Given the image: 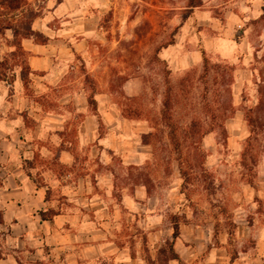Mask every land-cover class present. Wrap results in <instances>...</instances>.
Listing matches in <instances>:
<instances>
[{"label":"rangeland","instance_id":"374dc122","mask_svg":"<svg viewBox=\"0 0 264 264\" xmlns=\"http://www.w3.org/2000/svg\"><path fill=\"white\" fill-rule=\"evenodd\" d=\"M62 1L27 0L40 7L35 29L44 36L58 33L55 8ZM200 1L182 25L189 0L91 1L87 14L98 18V30L89 54L67 63L77 67L68 75L69 88L85 87L97 135L116 130V149L98 154L92 142L77 151L73 170L58 164L51 148L26 168L48 186L57 178L68 181L67 188L49 187L48 197L59 208L82 210L86 200L79 199L88 197L90 208L108 207L112 227L102 237L112 248L89 264H113L110 250L117 249L136 264H160L158 250L171 240L173 217L180 227L174 249L184 264H264V133L243 162L249 137L245 112L264 101L258 92L264 0ZM14 14L17 26L27 22V13ZM15 42L10 31L0 35V56H6L1 69L10 72L5 75L10 81L16 70L31 94L26 54ZM205 59L212 68L208 74ZM64 89L54 90L52 100L58 103ZM167 92L170 123L162 117ZM103 109L116 124L104 121ZM78 127L75 121L74 133ZM73 145L80 143L74 139ZM64 194L69 201H61L67 200ZM126 197L133 199L131 207Z\"/></svg>","mask_w":264,"mask_h":264},{"label":"crops","instance_id":"0c3cea01","mask_svg":"<svg viewBox=\"0 0 264 264\" xmlns=\"http://www.w3.org/2000/svg\"><path fill=\"white\" fill-rule=\"evenodd\" d=\"M91 1L58 3L55 13L61 20L60 29L53 36L44 32L48 38L45 44L22 40L32 79L31 94L26 92L16 70L15 76L11 74L12 81L6 76L0 80V264H89L92 262L88 260L112 248L111 244L103 243L102 237L112 227L113 216L108 207L90 208L93 200L88 197L79 199L86 200L82 210L59 208L60 202L48 197L49 187L67 188L68 181L57 178L48 186L26 169L35 155L47 156L52 153L51 148L55 149L58 164L73 170L77 151L83 152L92 142H96L98 154L116 149L119 136L116 130L102 137L97 135L99 125L90 111L85 87L77 91L69 88L73 84L69 83L68 75L76 74L77 67L67 63L75 55L89 54L98 30V18L87 14ZM35 24L34 21V31H40ZM4 60L6 56H0V62ZM83 78L84 75L80 77ZM61 87L67 88L60 91L66 95L57 103L51 95ZM100 110L104 121L116 122L107 109ZM75 121L79 122L76 133L72 130ZM74 139L80 143L77 148ZM132 200L126 197L124 204L131 207ZM92 210L96 216H91ZM96 217H100V223ZM110 251L113 264L137 262L125 259V249Z\"/></svg>","mask_w":264,"mask_h":264},{"label":"trees","instance_id":"16d2710c","mask_svg":"<svg viewBox=\"0 0 264 264\" xmlns=\"http://www.w3.org/2000/svg\"><path fill=\"white\" fill-rule=\"evenodd\" d=\"M201 1L200 0H189L187 10L184 12V16L181 18V25L190 17V15L193 13V9L200 7ZM20 12L22 14L27 13V22L23 23V26H17L16 22H13L14 19H16V16L14 13ZM262 14L258 19V23H264V5L262 7ZM40 13V7L35 8V5L32 7L30 4L27 3V0H0V17L2 19L0 20V35L3 34L6 31H10L12 33V36L14 38L16 47L21 49V42L18 40H24V39H30L35 41L39 44H45L48 41V38L41 34L38 31H34L32 29V25L34 21L39 17ZM11 15V16H9ZM15 21V20H14ZM22 25V24H21ZM6 63V60L3 62H0V80H3L5 78L4 73L2 72V67ZM228 68V67H227ZM212 68L209 66L208 60L205 59L204 61V71L208 74V72ZM229 69V68H228ZM223 70V76L222 80L225 82V79L227 77L226 71ZM260 78H261V84L259 86V95L260 97L264 98V66L259 71ZM226 76V77H225ZM226 84V83H225ZM88 102L91 103V97H88ZM171 99L168 94L166 93L164 100H163V110H162V117L165 121L168 123L171 122ZM246 116V122L249 129V137L246 140V144L244 147V156H243V162L244 164L247 163V155L251 153V150L253 148V143L255 140H257V136L259 133H264V101L260 98L258 103L249 108L245 112ZM171 139L175 146L178 147L177 139L173 136V133L171 135ZM249 162V161H248ZM188 177L184 175V188H187L188 186ZM173 220H175L173 223V234L171 237V240H168L165 242V244L158 250V262L160 264H169L170 262H176L177 264H184L181 260L180 256L176 253L174 246L176 240L180 236V227L179 222L176 221L177 217H173Z\"/></svg>","mask_w":264,"mask_h":264}]
</instances>
